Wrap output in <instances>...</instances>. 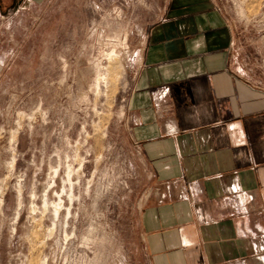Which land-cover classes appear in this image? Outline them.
<instances>
[{
  "label": "rangeland",
  "instance_id": "374dc122",
  "mask_svg": "<svg viewBox=\"0 0 264 264\" xmlns=\"http://www.w3.org/2000/svg\"><path fill=\"white\" fill-rule=\"evenodd\" d=\"M214 1L243 59L264 70V0ZM166 2L1 7L0 264H147L138 230L147 169L122 112Z\"/></svg>",
  "mask_w": 264,
  "mask_h": 264
},
{
  "label": "crops",
  "instance_id": "0c3cea01",
  "mask_svg": "<svg viewBox=\"0 0 264 264\" xmlns=\"http://www.w3.org/2000/svg\"><path fill=\"white\" fill-rule=\"evenodd\" d=\"M242 56L214 0H167L146 32L122 119L147 264H264V70Z\"/></svg>",
  "mask_w": 264,
  "mask_h": 264
},
{
  "label": "flooded vegetation",
  "instance_id": "af4514ba",
  "mask_svg": "<svg viewBox=\"0 0 264 264\" xmlns=\"http://www.w3.org/2000/svg\"><path fill=\"white\" fill-rule=\"evenodd\" d=\"M6 1H7V2H12V3H10V4H13V2H16L17 0H0V9H1V7L3 6V4L6 3ZM4 5H5V4H4Z\"/></svg>",
  "mask_w": 264,
  "mask_h": 264
},
{
  "label": "bare ground",
  "instance_id": "6f19581e",
  "mask_svg": "<svg viewBox=\"0 0 264 264\" xmlns=\"http://www.w3.org/2000/svg\"><path fill=\"white\" fill-rule=\"evenodd\" d=\"M59 206H60L59 203L54 205V207H55L54 209L55 210L53 212L56 214V216L59 214V212H58L59 211Z\"/></svg>",
  "mask_w": 264,
  "mask_h": 264
}]
</instances>
